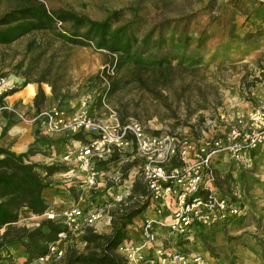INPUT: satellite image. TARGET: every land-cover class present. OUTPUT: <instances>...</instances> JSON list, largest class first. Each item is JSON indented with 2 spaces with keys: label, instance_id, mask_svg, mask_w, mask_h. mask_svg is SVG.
Listing matches in <instances>:
<instances>
[{
  "label": "rangeland",
  "instance_id": "rangeland-1",
  "mask_svg": "<svg viewBox=\"0 0 264 264\" xmlns=\"http://www.w3.org/2000/svg\"><path fill=\"white\" fill-rule=\"evenodd\" d=\"M43 1L50 10H68L91 20H103L116 11L119 13L116 25L130 24L139 38L155 31V41L161 29L166 31V39H170V33H175V39L183 40L179 46L181 52L198 55L201 67L175 68L165 83L154 84L149 74L142 75L124 67L118 76L128 83L109 95L104 90L107 80L102 78V71L113 72L110 56L104 50H97L92 45L70 44L47 32H33L0 47V55L5 56V61L0 62V75L6 73L0 77L4 79L0 83V94L5 91L9 79L18 77L24 81L22 74L26 73L27 79L37 83L34 80L44 75L58 92L55 96L49 83L40 84L44 91L50 93L45 109L60 107L68 116L85 110L103 121L110 122L113 117L121 123L133 120L148 132L186 134L206 140L221 137L239 119L242 126H249L250 114L257 109L264 110V77L260 76L258 67L264 65V37L256 35L263 23L251 15L257 5L253 0ZM10 5L9 0H0V14ZM68 26L57 24L58 30L63 32ZM29 41H32L33 48L26 51ZM96 74L97 80L93 78ZM14 84L10 87L14 88ZM11 108L16 109V105ZM4 110L14 114L12 122L24 121V115L17 118L12 110ZM34 120L33 133L37 137L33 144L43 145L44 151L36 146L42 156H49L55 140L71 135L46 133L45 119L38 117ZM71 150L75 151L76 147ZM40 158L35 159L44 161L46 157ZM68 163L71 174L66 177L73 181V193H77V187L88 191L92 194L89 199H98L95 205L104 203L103 195L108 188L123 191L128 187L130 193L133 181L140 178L141 158L130 149L121 152L116 161L96 165L107 174L108 180L100 179L94 190L84 184L85 171L79 163L74 160ZM128 163L131 167L122 180V167ZM210 163L214 174L222 181L220 189L213 178V193L228 198L237 206L238 212L214 228H204L200 236H190L183 248L202 254L214 264H263L253 249L258 248L259 239L264 240V142L241 161L220 152L211 158ZM226 175L229 178L225 180L223 176ZM56 179L58 181L59 178ZM64 209L59 213L54 211V219L60 223ZM150 212L153 213V209ZM92 227L99 232H108L110 219L106 217ZM158 232L160 239L166 237L172 245L178 241L174 235L168 234L165 226L159 227ZM73 239L62 240L64 251L67 244L83 248L82 241ZM57 262L50 260L48 264Z\"/></svg>",
  "mask_w": 264,
  "mask_h": 264
},
{
  "label": "trees",
  "instance_id": "trees-1",
  "mask_svg": "<svg viewBox=\"0 0 264 264\" xmlns=\"http://www.w3.org/2000/svg\"><path fill=\"white\" fill-rule=\"evenodd\" d=\"M9 1L10 7L0 14V47L8 46L33 32H47L70 44L92 45L97 50H104L110 56L113 72L102 71V78L107 80V87L104 88L106 94L110 95L128 83L118 76L119 71L124 67L138 71L142 75L149 74L153 84L165 83L175 68L183 70L201 67L198 55L181 52L179 46L183 40L175 39V33H170L169 40L165 37L166 31L162 29L157 32L155 41H153L155 31L139 38L130 24L116 25L119 18V13L116 11L103 20H91L68 10H50L43 0ZM253 1L257 5L251 15L263 23L257 29L256 35L264 37V2ZM58 23L69 26L64 32L59 31ZM32 48L33 43L29 41L26 51ZM0 58V62L5 61V56L0 55ZM258 67L260 76L264 77V65ZM25 74H22L24 77L22 85L33 82L27 79ZM4 76L6 73L0 75V77ZM93 78L97 80L98 75H94ZM34 81L38 83V89L33 99V106L38 114L46 101V95L40 84L49 83L55 96H58V92L44 75ZM15 91V88H10L0 94L1 115L6 119L0 137L5 135L13 115L4 110L3 99ZM89 137H93V134L76 133L63 140H78L85 143L88 142ZM39 152L35 144L22 153H16L9 147L0 145V260H11L7 244L16 241L26 255L23 264H28L33 259L46 254L49 244L58 240V233L66 230L58 219L46 218L34 227L17 224L19 210L22 207H27L36 215L47 211L49 205L42 192L49 186V178L58 172H67L70 169L69 166L57 161L31 159V156ZM119 157L120 153L113 151L108 160L100 162L99 165L116 161ZM171 164L179 165L180 162L177 158H173ZM130 167L129 163L122 167V180L127 177ZM211 171L217 187L222 189L221 179L214 174L213 169ZM223 178L226 180L229 177L226 175ZM147 193L142 179L136 178L126 199L108 210L110 230L99 232L93 227H86L81 236L83 248L77 249L72 244H67L63 264H128L127 259L118 252V247L128 241L127 226L151 205ZM204 228L197 226L193 230V238L200 236ZM189 240L190 238L184 241L180 239L178 244L183 247ZM253 251L264 264V240L259 239L258 248Z\"/></svg>",
  "mask_w": 264,
  "mask_h": 264
},
{
  "label": "built area",
  "instance_id": "built-area-1",
  "mask_svg": "<svg viewBox=\"0 0 264 264\" xmlns=\"http://www.w3.org/2000/svg\"><path fill=\"white\" fill-rule=\"evenodd\" d=\"M3 82L4 79L0 78V83ZM38 117L45 119L46 133L93 134L88 142H81L80 148L69 150L62 156L64 162L74 160L79 163L85 171L84 184L91 190L97 189L100 179L108 180L107 174L97 166L107 161L113 151L121 153L130 149L141 158L139 176L146 186L154 215H147L137 222L139 234L136 242L126 241L119 245L118 252L127 259L128 264H214L200 253L185 250L178 241L190 238L197 226L213 227L238 212L233 202L213 193L210 162L220 152L241 161L251 149L262 144L263 109L250 114L249 126H242L239 119L224 135L209 140L186 134L148 132L136 121L121 123L116 117L110 122L103 121L85 110L68 116L64 109L53 107L41 110L35 119ZM173 158H177L180 164L172 165ZM106 194L104 203L90 209L79 205L66 207L61 212V222L66 230L58 233V240L49 244L46 254L28 264L62 260L65 251L59 241L69 238L82 241L85 228L96 225L106 217L110 219L107 216L109 208L123 201L129 190L108 188ZM165 213L169 216L168 220ZM46 214L50 219L56 216L52 210ZM163 226L169 235L178 238L173 245L166 241V237L159 238L158 229ZM148 245L152 246L151 255L143 252Z\"/></svg>",
  "mask_w": 264,
  "mask_h": 264
},
{
  "label": "crops",
  "instance_id": "crops-1",
  "mask_svg": "<svg viewBox=\"0 0 264 264\" xmlns=\"http://www.w3.org/2000/svg\"><path fill=\"white\" fill-rule=\"evenodd\" d=\"M10 82L5 87V91L10 89L12 86V83L15 82L19 83L20 85H15L16 91L12 94H9L4 97L3 101L7 105L5 108L8 110H12L14 113H16L15 117L20 118L23 117L24 121H19V123L11 122L5 135L0 137V145L9 147L12 151L16 153H22L28 150V148L33 145V142L35 140V133H33V127L35 121V117L37 115L35 108L33 106V99L35 97V94L38 89V84L29 82L25 85H21L23 82V79H20L18 77H14L13 79H9ZM17 80V81H16ZM8 88V89H6ZM46 95V102L45 106L47 107L49 104V97L50 93H47L44 91ZM16 105V109H12L11 106ZM45 109V108H43ZM9 112V111H8ZM10 113V112H9ZM14 116V114H13ZM6 119L3 118L0 119V132L2 130V126L5 124ZM81 142L78 140H55L54 145L51 146L52 150L50 151L47 146V150L50 151L49 156H42L39 153H36L35 155H40L39 157L31 156L33 160H36L35 158L40 157H46L45 162H52L57 161L60 163H63L70 167V163L62 161V153L67 152L71 150L73 147H76V149L80 148ZM38 147L45 150L42 144L37 143ZM36 145V146H37ZM72 148H71V147ZM47 155V154H46ZM38 160V159H37ZM41 160V158L39 159ZM76 162V161H75ZM69 173V170L66 172H58L51 176L49 178L50 184L48 187L43 189L42 195L44 199L46 200L47 204L49 205V208L47 211H57V213L60 212L61 209L79 205L81 207H85L86 209H90L95 206L94 203H97L95 198H90L92 194H90L88 191L84 192L81 189L79 190L78 187L75 189L77 193H73L74 189H72L73 181L71 179H68L66 176ZM56 178H59L58 181ZM61 178V179H60ZM66 178V179H62ZM56 179V180H55ZM132 186V185H131ZM128 188V187H127ZM103 198L106 199V194L103 195ZM152 209L151 205L142 212L139 216H137L131 224L127 226V235H128V241H135L138 238L139 229L137 226V222L141 219H143L145 216L150 215L153 216L154 214L150 212ZM166 215V213H165ZM47 218L46 212H44L41 215L33 214L27 207H22L19 210V218L17 224L26 225V226H37L43 220L44 218ZM168 217L166 215V220H168ZM110 229V227H108ZM64 241H59V244H63ZM83 243V242H82ZM84 244V243H83ZM7 248L9 250V253L11 255V260H0V264H23L26 260V255L23 252L22 247L20 244L16 241H12L7 244ZM143 252L146 255L152 254V246L148 245L143 249ZM57 264H63V259L57 262Z\"/></svg>",
  "mask_w": 264,
  "mask_h": 264
},
{
  "label": "water",
  "instance_id": "water-1",
  "mask_svg": "<svg viewBox=\"0 0 264 264\" xmlns=\"http://www.w3.org/2000/svg\"><path fill=\"white\" fill-rule=\"evenodd\" d=\"M260 1L264 2V0H260Z\"/></svg>",
  "mask_w": 264,
  "mask_h": 264
},
{
  "label": "bare ground",
  "instance_id": "bare-ground-1",
  "mask_svg": "<svg viewBox=\"0 0 264 264\" xmlns=\"http://www.w3.org/2000/svg\"><path fill=\"white\" fill-rule=\"evenodd\" d=\"M4 85H5V84H4ZM4 85H3V86H4ZM2 88H3V87H2Z\"/></svg>",
  "mask_w": 264,
  "mask_h": 264
}]
</instances>
